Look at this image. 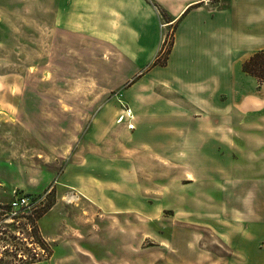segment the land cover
Here are the masks:
<instances>
[{
    "label": "rangeland",
    "instance_id": "374dc122",
    "mask_svg": "<svg viewBox=\"0 0 264 264\" xmlns=\"http://www.w3.org/2000/svg\"><path fill=\"white\" fill-rule=\"evenodd\" d=\"M139 2L0 0V264H252L264 250V192H241L263 182L256 142L212 144L211 158L169 144L184 157L157 159L147 133L117 124L120 94L166 86L165 70L135 78L173 31ZM156 114L134 113L148 126ZM14 195L38 203L30 217L5 216Z\"/></svg>",
    "mask_w": 264,
    "mask_h": 264
},
{
    "label": "crops",
    "instance_id": "0c3cea01",
    "mask_svg": "<svg viewBox=\"0 0 264 264\" xmlns=\"http://www.w3.org/2000/svg\"><path fill=\"white\" fill-rule=\"evenodd\" d=\"M62 1L58 0L59 5ZM139 3L145 11L159 14L152 6L156 4L164 12L168 18L165 26L173 30L172 45L165 66H149L146 72L135 75L140 81L150 77L154 70H165L164 79H149L161 81L166 86L130 88L124 94L121 92L123 103H119L131 111L130 122L134 126L133 130H128L124 122L121 124L124 130L134 135L147 133V137L140 138L142 141L153 139L154 150L145 153L157 159L184 157L177 149L164 150L169 144L182 146L185 142H193L198 144L197 157L211 158L212 144L254 141L258 144L256 161L259 160L264 168V85L242 72V64L254 53L264 50V0H141ZM142 37L143 34L138 33L137 46L144 41ZM234 66L238 78L233 84V94L238 97L232 99L229 80ZM135 85L137 83L132 87ZM165 95L171 96V101L168 102ZM160 99L163 101L158 102ZM151 110L157 111L155 125L148 126L138 115L135 124V112ZM220 152L217 149L214 153L219 156ZM258 179L263 182H256L254 177L246 180L241 192L249 190L262 196L264 177ZM57 184L78 191L67 184L63 176ZM54 209L55 205L49 213ZM260 221L264 222V218ZM174 239L175 236L172 241ZM257 240L253 243L258 244ZM240 242L244 243L243 239ZM123 249L125 252V243ZM263 251L256 246L250 248L248 257L249 254L255 257L253 262L249 257L250 262L264 264L256 258V255L263 256L260 255ZM127 252L130 256L129 243ZM182 261L180 255L179 264H184Z\"/></svg>",
    "mask_w": 264,
    "mask_h": 264
},
{
    "label": "built area",
    "instance_id": "2783aa9c",
    "mask_svg": "<svg viewBox=\"0 0 264 264\" xmlns=\"http://www.w3.org/2000/svg\"><path fill=\"white\" fill-rule=\"evenodd\" d=\"M132 120V113L128 108H122L121 114L117 118V124H121L123 121L127 124L128 130H133L134 126L131 124ZM38 203L34 201L33 199L29 198L25 195H18L15 196L13 200L9 204L8 211L6 212L5 216H8L10 221H15L19 218L26 219L27 217H30L31 213L34 212V209L36 208V205ZM26 240V239H24ZM28 248H31V246H34L33 243L30 245H27ZM36 251H33L31 249V252L34 254L35 257H33L34 261H40L43 257H45L46 253L44 249H38ZM40 259V260H39ZM26 261V260H25Z\"/></svg>",
    "mask_w": 264,
    "mask_h": 264
},
{
    "label": "trees",
    "instance_id": "16d2710c",
    "mask_svg": "<svg viewBox=\"0 0 264 264\" xmlns=\"http://www.w3.org/2000/svg\"><path fill=\"white\" fill-rule=\"evenodd\" d=\"M152 6L158 11L160 14V17L167 21L168 18H166V15L156 4H152ZM172 45V44H171ZM171 45L168 49H165V47L160 49L158 51L157 56L165 54V58L163 60H159V58L156 56L155 59L152 61L150 67H163L166 64V60L168 57V54L170 52ZM242 72L245 75H248L250 77H253L256 79L259 85H264V50L258 51L251 55L243 64H242ZM52 206L49 207V209ZM34 236L37 237V233L34 232ZM39 241V239H38ZM41 242V241H39ZM43 244V242H41Z\"/></svg>",
    "mask_w": 264,
    "mask_h": 264
}]
</instances>
